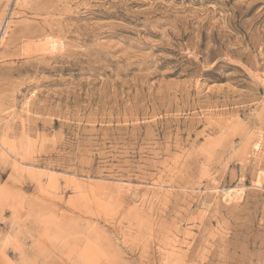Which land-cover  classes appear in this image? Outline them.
<instances>
[{
	"label": "rangeland",
	"instance_id": "rangeland-1",
	"mask_svg": "<svg viewBox=\"0 0 264 264\" xmlns=\"http://www.w3.org/2000/svg\"><path fill=\"white\" fill-rule=\"evenodd\" d=\"M2 37L0 264H264V0H0Z\"/></svg>",
	"mask_w": 264,
	"mask_h": 264
},
{
	"label": "bare ground",
	"instance_id": "bare-ground-1",
	"mask_svg": "<svg viewBox=\"0 0 264 264\" xmlns=\"http://www.w3.org/2000/svg\"><path fill=\"white\" fill-rule=\"evenodd\" d=\"M2 40H3V37L1 38L0 42H2ZM230 195H231V194H230Z\"/></svg>",
	"mask_w": 264,
	"mask_h": 264
}]
</instances>
